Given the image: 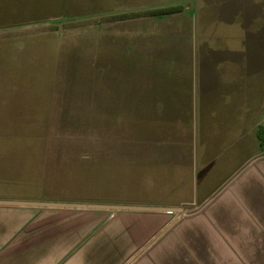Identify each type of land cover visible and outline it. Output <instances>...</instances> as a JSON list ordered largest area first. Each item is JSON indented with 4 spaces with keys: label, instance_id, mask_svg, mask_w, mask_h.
<instances>
[{
    "label": "rangeland",
    "instance_id": "374dc122",
    "mask_svg": "<svg viewBox=\"0 0 264 264\" xmlns=\"http://www.w3.org/2000/svg\"><path fill=\"white\" fill-rule=\"evenodd\" d=\"M252 34L264 0H0V194L192 210L198 71Z\"/></svg>",
    "mask_w": 264,
    "mask_h": 264
},
{
    "label": "crops",
    "instance_id": "0c3cea01",
    "mask_svg": "<svg viewBox=\"0 0 264 264\" xmlns=\"http://www.w3.org/2000/svg\"><path fill=\"white\" fill-rule=\"evenodd\" d=\"M252 36L254 44L211 55L217 62L203 60L198 71L202 130L199 146L191 139L189 150L198 172L187 200L192 210L178 217L176 211L0 203V264H127L172 222L131 264H264V36ZM238 55L246 60L236 65ZM214 121L217 132L210 131ZM224 157L226 171L216 175L213 162ZM0 200L86 202L14 194Z\"/></svg>",
    "mask_w": 264,
    "mask_h": 264
},
{
    "label": "water",
    "instance_id": "95a60500",
    "mask_svg": "<svg viewBox=\"0 0 264 264\" xmlns=\"http://www.w3.org/2000/svg\"><path fill=\"white\" fill-rule=\"evenodd\" d=\"M0 203L16 204V205H39V206L106 208V209H132V210L173 211V212L183 210V208L181 206L132 205V204L97 203V202L0 200Z\"/></svg>",
    "mask_w": 264,
    "mask_h": 264
},
{
    "label": "trees",
    "instance_id": "16d2710c",
    "mask_svg": "<svg viewBox=\"0 0 264 264\" xmlns=\"http://www.w3.org/2000/svg\"><path fill=\"white\" fill-rule=\"evenodd\" d=\"M172 10H174L173 7H166V8H163V9H154V14L161 13V12L162 13H167V12H170ZM259 137L261 139L262 144L264 145V131H262V130L259 131Z\"/></svg>",
    "mask_w": 264,
    "mask_h": 264
}]
</instances>
